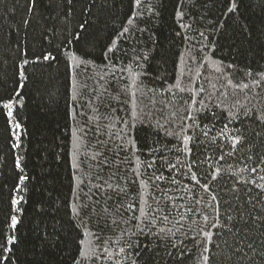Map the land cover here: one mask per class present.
<instances>
[{"label": "trees", "instance_id": "obj_1", "mask_svg": "<svg viewBox=\"0 0 264 264\" xmlns=\"http://www.w3.org/2000/svg\"><path fill=\"white\" fill-rule=\"evenodd\" d=\"M261 177L264 0H0V264H264Z\"/></svg>", "mask_w": 264, "mask_h": 264}, {"label": "snow or ice", "instance_id": "obj_2", "mask_svg": "<svg viewBox=\"0 0 264 264\" xmlns=\"http://www.w3.org/2000/svg\"><path fill=\"white\" fill-rule=\"evenodd\" d=\"M136 3H137V5H139V4L141 3V0H136ZM234 9H235V3L233 2L232 7L229 8L228 11L231 12V11H234ZM178 15H179V13H178ZM44 59H49V56H47V55L44 56ZM24 63L27 64L28 61H25ZM21 75H23V73H21ZM5 107L10 109V107H11V101H10L8 104H6ZM8 115H9V116L12 115L11 111L8 112ZM16 127L19 128L20 125L17 124ZM241 139H242V137H240V136H234V137H233V143H234V144H238V143L241 141ZM19 166H20V162H19V160H17V167H19ZM149 166H150V165H149ZM252 171L254 172V171H256V169L253 168ZM20 179L23 181L24 179H26V177L21 176ZM261 179H264V177H261ZM204 187L207 188L208 186H207V185H204ZM259 187L264 188V185H259ZM213 199H215V197H213ZM18 202H19V201L16 200V199H13V201H12L13 204H16V203H18ZM228 219H229V220H232L233 217L229 216ZM11 220H12V224H13V225H15V224L17 223V218H16L15 216H12V217H11ZM241 220H243V216H241ZM229 231H231V228L229 229ZM205 235H206V236H210L211 234H210V233H206ZM205 250H206V249H205ZM206 261H207V257H205V262H206Z\"/></svg>", "mask_w": 264, "mask_h": 264}]
</instances>
